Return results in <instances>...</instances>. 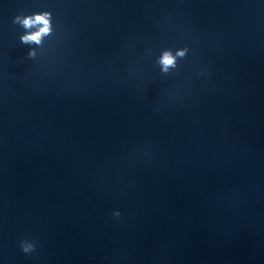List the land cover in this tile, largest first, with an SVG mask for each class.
<instances>
[{"label": "water", "instance_id": "water-1", "mask_svg": "<svg viewBox=\"0 0 264 264\" xmlns=\"http://www.w3.org/2000/svg\"><path fill=\"white\" fill-rule=\"evenodd\" d=\"M0 264H264V0H0Z\"/></svg>", "mask_w": 264, "mask_h": 264}, {"label": "clouds", "instance_id": "clouds-1", "mask_svg": "<svg viewBox=\"0 0 264 264\" xmlns=\"http://www.w3.org/2000/svg\"><path fill=\"white\" fill-rule=\"evenodd\" d=\"M12 23L24 30L20 41L29 47L27 59L34 60L37 57V48L43 47L45 38L52 36L54 32L52 13L40 11L25 15L21 10L14 16ZM188 52V47L177 48L174 51L171 48L162 49L156 57V64L159 66L161 74L174 75L180 69V61L187 57ZM149 53L151 54V50ZM198 74L205 75L203 71ZM113 215L119 217L121 214L119 211H115ZM20 247L25 254L33 253L36 250L35 242L29 239L22 240Z\"/></svg>", "mask_w": 264, "mask_h": 264}]
</instances>
